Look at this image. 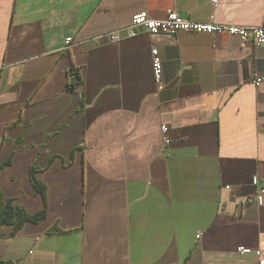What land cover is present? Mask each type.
Instances as JSON below:
<instances>
[{
	"label": "crops",
	"instance_id": "obj_1",
	"mask_svg": "<svg viewBox=\"0 0 264 264\" xmlns=\"http://www.w3.org/2000/svg\"><path fill=\"white\" fill-rule=\"evenodd\" d=\"M216 1L0 0V164L10 158L0 191L39 210L44 199L29 171L43 168L48 213L14 234L0 225V261L259 264L264 197L253 200L252 179L264 185V82L252 79L264 72V45L143 27L96 38L142 10L242 25L264 19V0ZM71 67L82 77L75 90Z\"/></svg>",
	"mask_w": 264,
	"mask_h": 264
},
{
	"label": "built area",
	"instance_id": "obj_2",
	"mask_svg": "<svg viewBox=\"0 0 264 264\" xmlns=\"http://www.w3.org/2000/svg\"><path fill=\"white\" fill-rule=\"evenodd\" d=\"M216 4V0H212ZM143 27L151 35H173L179 31H189L196 33H212V34H227L239 37L241 40H250L254 46L264 45V19L257 25H242L235 23H225L210 21H194L189 18H183L178 15L175 10H169L165 17L154 18L146 10L136 12L132 15L131 24L117 29L116 31L104 33L96 38H109L110 40H118L120 33L125 31L130 36L136 34V28ZM94 38V39H96ZM73 43V37L68 36L65 38V46L69 47ZM152 54V71L156 83L161 82L162 76V59L159 51L156 47L151 50ZM73 75H67V81L70 80ZM252 82L255 85H259L264 82V72L257 73ZM160 130L162 132V139L165 145L169 144L168 127L165 124H161ZM259 177L255 175L252 179V184L257 187V192L253 197V200L258 204L263 202L264 197V185H260ZM228 188V186H226ZM250 201V198L246 197L241 200L240 204L243 205ZM198 234L197 237H199ZM239 253H245L248 248L239 246L237 248ZM255 254L259 258V264H264V248H258Z\"/></svg>",
	"mask_w": 264,
	"mask_h": 264
},
{
	"label": "trees",
	"instance_id": "obj_3",
	"mask_svg": "<svg viewBox=\"0 0 264 264\" xmlns=\"http://www.w3.org/2000/svg\"><path fill=\"white\" fill-rule=\"evenodd\" d=\"M67 75H73V77L67 81L69 89L75 90L82 84V77L79 68L71 67L67 71ZM55 157L56 155L52 156L44 168H47L53 162ZM8 164H10V158L0 164V169ZM68 164H70V162H68ZM42 170L43 168L32 165L29 171L30 182L33 187L34 194H39L44 199L43 206L39 210L29 213L23 206L15 203L13 198L4 197L0 191V225L9 226L11 234H14L26 222L39 223L47 217L46 185L38 178V173ZM52 230L55 229H51V231ZM0 264L13 263L11 261H0Z\"/></svg>",
	"mask_w": 264,
	"mask_h": 264
}]
</instances>
